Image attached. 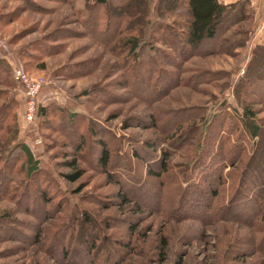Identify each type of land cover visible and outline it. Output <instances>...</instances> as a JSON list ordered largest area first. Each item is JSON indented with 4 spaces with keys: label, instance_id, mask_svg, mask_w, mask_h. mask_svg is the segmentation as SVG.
Listing matches in <instances>:
<instances>
[{
    "label": "rangeland",
    "instance_id": "rangeland-1",
    "mask_svg": "<svg viewBox=\"0 0 264 264\" xmlns=\"http://www.w3.org/2000/svg\"><path fill=\"white\" fill-rule=\"evenodd\" d=\"M157 1L148 0L147 12L129 21L140 0H0V60L9 84L0 85V264H264V70L258 61L247 76H262L247 93L260 136L242 124L238 97L264 29L263 9L247 0L245 14L234 12L239 20L222 37L249 30L243 47L212 52L215 43L205 41L179 50L162 28L182 32L183 19L169 14L172 0L162 1L160 17ZM130 29L162 50L149 48L159 60L146 61L137 77L130 74L136 60L121 53ZM154 33L168 44L156 42ZM16 67L48 82L39 105L52 106L34 125L24 117ZM11 99L16 106L4 119ZM99 141L111 149L109 171L101 165ZM21 143L30 146L38 171L30 173ZM117 155L119 165L113 164ZM73 160L75 166L68 163ZM76 170L81 176L69 179ZM241 180L246 199L228 214ZM185 189L189 200L181 201Z\"/></svg>",
    "mask_w": 264,
    "mask_h": 264
},
{
    "label": "trees",
    "instance_id": "trees-1",
    "mask_svg": "<svg viewBox=\"0 0 264 264\" xmlns=\"http://www.w3.org/2000/svg\"><path fill=\"white\" fill-rule=\"evenodd\" d=\"M162 1H163V4L167 2V0H165L166 2H164V0H158L155 4L156 13L160 17H161L160 11L162 10V8L160 7L162 4ZM172 1H173V5H175L176 7L175 9H171L169 11V14L183 19V21L179 23L182 26V32L176 26L175 27L177 29L175 27L173 28L167 25L164 28H162V31L165 29H169V34H171L173 37V44L176 42L178 44L177 48L179 50H187L188 48L193 50V49H196V47L199 44L205 41H211L215 43L211 49L213 50L212 52H215L216 50L231 52L238 47L245 46L246 43L248 42L249 35H250L248 33L249 30L233 31L230 33V35L222 37V35L226 33L227 31L231 30L232 26L237 24L238 22L237 20H239V19L234 20L233 18L234 12L236 11V14L238 15L239 14L242 15L243 13L245 14V7L247 5V0H239L231 4L221 3L220 0H172ZM148 7H149L148 0H144V2L143 0H140L139 5H135L132 15H127L129 17V21L135 20V19L137 20L138 14L145 13V10L147 12ZM124 12L126 13L127 11H124ZM111 13H113V11ZM119 16H124V13L120 12L118 17ZM246 18L247 17L241 16L240 19H246ZM161 27L162 26H160V28ZM129 31H130V34L128 33V36L123 38L122 40L121 53L127 50V53L130 52L129 57L133 58L132 60H136V67H134L131 70L132 73L130 74H133L134 77H137L138 76L137 73L140 71L142 65L145 64L146 61L148 65H155V63H157L159 60V59H156L153 55L150 56L149 48L152 47L154 48L153 50H159V51H162V50L153 45L152 46L150 45L149 47L147 41L142 40L141 35L138 37V35L136 34V29H132V32H131V29ZM155 36L156 34L154 33L152 34L151 38L154 37L156 39V40L154 39L156 42L162 41L163 43L168 44L167 41L161 40L160 37H157V36L155 37ZM174 45L176 46V44ZM145 49L148 50V53H146L147 51L146 52L144 51ZM144 53L148 55L144 57L143 56ZM141 56L143 57V59L141 58ZM261 59L262 60L264 59V43H260L255 46L251 60L248 63L249 64V66L247 67L248 70H246L245 77H244V79L246 78L247 81L245 82V86L242 87L240 91V95L238 91V97L240 96L239 98L241 99V103L243 104V107H244L245 122H243L242 124L246 128H249L250 134L253 136H260L261 125L258 123V118L256 117L257 116L256 106L254 105L253 102L252 103L249 102V100L252 98L249 96L250 94L247 93V90L249 89V85L253 83L258 84L255 82H259L261 73L259 71H253V73H251L252 75L250 77L248 76L250 72V67L255 61L259 62L258 67L260 68V71L264 70V63ZM7 70L8 69L5 66H3V61L0 60V85L9 86L8 79H7V72H8ZM209 74H212V73H209ZM254 79H256L257 81H255ZM2 93L4 92L2 89H0V94ZM15 106H16L15 99H11L10 102H8L6 105H3V108L5 110L1 113L3 114L2 118L4 119L7 118L10 114L9 112H11L10 109ZM51 106L52 104H49L46 106L39 105L38 113L42 116H47L48 110ZM7 108H9V110ZM60 112L62 113V110H60ZM74 116L75 114L69 115L70 124L73 123L72 120L74 119ZM63 122L64 121L62 120L60 124H63ZM179 128L180 127H178L176 131H178ZM171 137L174 138L175 135L171 134ZM176 139H178L179 141L181 140L180 143L184 141L183 136H180V138L176 137ZM99 144L102 149L101 158H100L101 165H103L104 168H107L109 171L110 169L108 166H110L111 156H112L111 149L108 146L107 142L105 141H99ZM20 146H21L22 151L27 157L30 173L38 171V161L35 159L30 146L25 143H21ZM145 147L148 150L150 148L149 144H146ZM135 155L137 156L138 159L142 161L145 160L146 158L145 154L143 155L139 151L138 152L135 151ZM169 156H170V152L168 150H165L163 152V156L161 157H163V159H165L166 161L169 158ZM199 161H202V155L199 157L198 162ZM122 162H123L122 157L118 155L115 156L113 164H118V163L121 164ZM68 163L71 166H75L76 160L70 161ZM161 166L163 167V170L167 168V165L165 164V162H162ZM150 173L152 174L153 171L150 170ZM79 176H81L80 170H76L75 172L68 174V177L71 180H76V178ZM249 177H250V173H248L245 176V180H246L247 185L251 186L252 182L250 181ZM135 179L136 178H134V176H130V180L135 181ZM241 184H242V180L240 181L239 185L234 191V194L230 200V203L228 204L227 209L225 210L226 213L228 214H230V212L232 213L233 209L236 210L235 206L237 205L238 202L244 201L246 199L248 190L246 189L243 191V187L241 186ZM262 184L263 183L256 181L257 187H261ZM188 194L189 193L187 189H185L184 194L182 195L181 201L183 199L187 200Z\"/></svg>",
    "mask_w": 264,
    "mask_h": 264
},
{
    "label": "built area",
    "instance_id": "built-area-1",
    "mask_svg": "<svg viewBox=\"0 0 264 264\" xmlns=\"http://www.w3.org/2000/svg\"><path fill=\"white\" fill-rule=\"evenodd\" d=\"M263 28L261 27V30ZM13 79L21 86L24 94V117L26 122L34 125L38 116L39 95L47 86L48 82L44 77L31 79L28 73L21 67H16L13 70ZM35 145L41 144L40 136L35 137Z\"/></svg>",
    "mask_w": 264,
    "mask_h": 264
},
{
    "label": "crops",
    "instance_id": "crops-1",
    "mask_svg": "<svg viewBox=\"0 0 264 264\" xmlns=\"http://www.w3.org/2000/svg\"><path fill=\"white\" fill-rule=\"evenodd\" d=\"M236 1H238V0H220V2L224 3V4H231V3H234ZM260 1L262 2V5L259 3ZM249 2H252V4H254V5L257 3V5L263 9V10L259 9L260 13L261 12L264 13V0H250ZM262 26L264 27V24ZM260 31H262V32L261 33L258 32L257 37H256V39H258L259 41L255 39L256 41H258L255 43V45L260 44V43H264V29L260 30ZM40 102H42L41 99H40Z\"/></svg>",
    "mask_w": 264,
    "mask_h": 264
}]
</instances>
